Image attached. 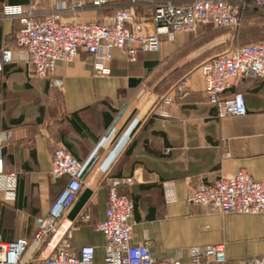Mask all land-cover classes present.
<instances>
[{
  "label": "crops",
  "instance_id": "1",
  "mask_svg": "<svg viewBox=\"0 0 264 264\" xmlns=\"http://www.w3.org/2000/svg\"><path fill=\"white\" fill-rule=\"evenodd\" d=\"M159 3L140 0L136 8L148 34H158L150 18ZM75 4L80 6L73 9ZM4 6H35L38 17L57 15L66 23H103L117 8L95 6L92 0H0V51L16 48L21 28L17 18L1 14ZM207 27L171 38L158 34L159 51L138 52L135 62L113 50L107 76L96 73L84 52L57 63L49 79L36 78L25 61L3 66V170L16 175L13 201L5 202L0 191L3 240L31 239L37 221L60 194L65 179L49 175L56 148L83 165L81 190L55 241L30 243L20 264H38L65 231L74 251L92 247L94 263L105 264L106 241L95 226L105 218L108 179L126 181L118 194L134 204L133 243H151L157 260L186 263L190 250L219 244L225 245L224 264L264 254V213L224 215L187 203L199 183L230 178L240 169L254 180L264 179V80L245 79L224 93L241 94L246 114L220 118L207 102L202 66L225 39Z\"/></svg>",
  "mask_w": 264,
  "mask_h": 264
},
{
  "label": "built area",
  "instance_id": "2",
  "mask_svg": "<svg viewBox=\"0 0 264 264\" xmlns=\"http://www.w3.org/2000/svg\"><path fill=\"white\" fill-rule=\"evenodd\" d=\"M95 6L120 3L125 0H92ZM252 5L264 10V0H252ZM133 5L134 0H130ZM73 5V9L79 7ZM61 9H65L64 6ZM240 5L227 0H196L176 6L169 1L156 5L150 22L158 34L169 38L175 33L195 34L200 27L234 28L239 25ZM1 14L15 17L21 26L16 35V48L0 51V71L15 59L27 62L32 74L39 79L52 77L56 64L71 62L79 52H84L93 61L100 76H107L112 60L111 52L119 50L129 62H135L138 52H157L161 42L158 34L145 31L146 22L139 19L136 8L131 6L114 9L103 23H66L57 15L40 18L35 6H4ZM245 79L264 80V41L236 46L228 52L211 58L202 66V83L207 102L216 107L218 116L241 117L246 114L241 94L224 97L240 81ZM55 87L61 88L56 82ZM6 133V138L10 137ZM3 144L0 139V191L4 201H13L16 175L4 173ZM224 158H229L225 153ZM83 165L66 149L56 148L50 159L51 179H65L60 194L54 199L46 215L36 224L31 239L17 238L12 242L3 240L0 233V264H20L30 243L51 246L58 235L60 222L67 209L75 201L82 183L80 175ZM124 180L108 179L106 185L107 207L105 218L95 226L106 241L105 264H224L225 245L219 244L206 249L189 251L188 261L179 258L155 259L151 243H133L134 204L126 196L118 194ZM187 203L205 207L220 214L258 215L264 213V179L254 180L247 171L240 169L230 178H218L212 183H199L189 191ZM1 214V210H0ZM71 234L65 231L52 246L50 253L38 264H95L94 249L89 246L74 251ZM243 264H264V254L246 259Z\"/></svg>",
  "mask_w": 264,
  "mask_h": 264
},
{
  "label": "rangeland",
  "instance_id": "3",
  "mask_svg": "<svg viewBox=\"0 0 264 264\" xmlns=\"http://www.w3.org/2000/svg\"><path fill=\"white\" fill-rule=\"evenodd\" d=\"M207 29L215 30L217 33H220L223 36L222 39H225V42L220 44L218 47V53L213 56L215 57L222 53L228 52L230 49L236 46L248 45L260 40H264V15L252 13L234 28L213 29V27L209 26Z\"/></svg>",
  "mask_w": 264,
  "mask_h": 264
},
{
  "label": "trees",
  "instance_id": "4",
  "mask_svg": "<svg viewBox=\"0 0 264 264\" xmlns=\"http://www.w3.org/2000/svg\"><path fill=\"white\" fill-rule=\"evenodd\" d=\"M134 1H135V3L133 5L130 3V0H125V1L120 2V3H112V4L117 6L116 9H123V8H128L131 6L137 8L138 4L140 3V0H134ZM166 1H169L176 6H183V5L192 3L196 0H162V3L166 2ZM227 1L240 5L239 23L241 21H243L244 19H246L252 13H254V14L259 13V14L264 15V10L254 7L252 5V2H251L252 0H227ZM125 6H127V7H125ZM262 41H264V40H260L257 42H262ZM257 42H254V43H257ZM251 44H253V43H251ZM242 46H244V45H242Z\"/></svg>",
  "mask_w": 264,
  "mask_h": 264
}]
</instances>
